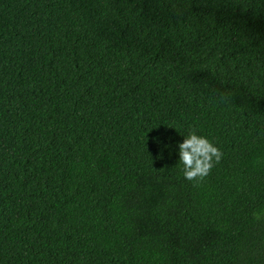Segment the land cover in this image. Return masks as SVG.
<instances>
[{"label":"trees","instance_id":"trees-1","mask_svg":"<svg viewBox=\"0 0 264 264\" xmlns=\"http://www.w3.org/2000/svg\"><path fill=\"white\" fill-rule=\"evenodd\" d=\"M257 213L264 0H0V264H264Z\"/></svg>","mask_w":264,"mask_h":264},{"label":"clouds","instance_id":"clouds-1","mask_svg":"<svg viewBox=\"0 0 264 264\" xmlns=\"http://www.w3.org/2000/svg\"><path fill=\"white\" fill-rule=\"evenodd\" d=\"M178 157L184 179L199 187L221 162L223 152L207 137L197 134L196 129H191L178 144ZM255 219L264 223V214L257 213Z\"/></svg>","mask_w":264,"mask_h":264}]
</instances>
